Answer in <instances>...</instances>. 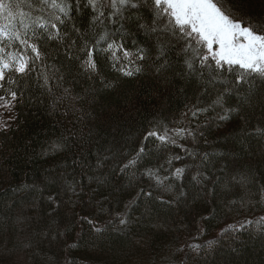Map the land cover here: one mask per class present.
I'll use <instances>...</instances> for the list:
<instances>
[{
  "label": "trees",
  "instance_id": "16d2710c",
  "mask_svg": "<svg viewBox=\"0 0 264 264\" xmlns=\"http://www.w3.org/2000/svg\"><path fill=\"white\" fill-rule=\"evenodd\" d=\"M224 2L264 28V0ZM63 5L30 0L14 10L29 27L9 28L41 55L4 82L18 98L0 109V264H264V80L198 67L151 0Z\"/></svg>",
  "mask_w": 264,
  "mask_h": 264
},
{
  "label": "snow or ice",
  "instance_id": "6c2138e0",
  "mask_svg": "<svg viewBox=\"0 0 264 264\" xmlns=\"http://www.w3.org/2000/svg\"><path fill=\"white\" fill-rule=\"evenodd\" d=\"M40 3L48 4L52 8L58 9L65 16L67 15V6L63 5V0L57 3V0H39ZM93 0H89L92 3ZM30 0H0V18L8 21L6 24H0V44L6 41L15 40L21 46L31 50L34 55H25L24 53H9L5 58L3 53L5 47H0V89L5 91V95L0 96V109L11 111L17 100V94L14 91L4 89V82L15 83L8 76V73H16L21 76L31 71L32 61L40 58L39 48L36 44L30 43L28 39H22L20 31H9V28L20 17V26L27 29L29 25L25 24L24 17L28 16L26 12L15 13V9L23 4H29ZM119 3L128 5L131 0H112V6ZM155 10V16L158 20L164 22L162 32L185 42V53L193 55L198 67L209 70L215 69L217 72L227 71L237 75V84L246 83L250 79L264 80V28L246 24L239 20L227 8L224 0H151ZM135 7V4H131ZM101 15H103L101 13ZM55 20L63 23L60 16H55ZM39 29H47L46 23H37ZM51 28L56 29L55 35L49 38L56 39L59 29L56 23L51 24ZM155 30V29H154ZM120 48L115 44H109L105 51L111 52L115 58L116 51ZM132 54L124 51V58H129ZM85 69L95 71L96 64L91 51L87 53ZM143 59V56H138ZM190 70L194 69L192 60L186 61ZM139 71V69H136ZM126 76L133 75L132 71H124ZM47 82V81H46ZM222 116L221 119H227ZM5 122H0V124ZM2 130V129H0ZM182 132H177L181 136ZM148 136L157 137L162 143L171 142L167 133L159 135L156 132H150ZM143 153V148L140 149ZM139 155V154H138ZM135 160L131 163L135 164ZM128 167V165H125ZM184 169L175 170V177L179 179L183 175ZM149 176L154 174L149 172ZM158 183L162 181L157 180ZM150 195V193H149ZM124 221H122L123 223ZM100 231V229H97ZM194 248L198 246H193Z\"/></svg>",
  "mask_w": 264,
  "mask_h": 264
},
{
  "label": "rangeland",
  "instance_id": "374dc122",
  "mask_svg": "<svg viewBox=\"0 0 264 264\" xmlns=\"http://www.w3.org/2000/svg\"><path fill=\"white\" fill-rule=\"evenodd\" d=\"M0 96H1V95H0ZM2 110H3V111H5V112H7V113H6V115H7V116H9V115H10V113H9V111H8V110H6V109H2Z\"/></svg>",
  "mask_w": 264,
  "mask_h": 264
}]
</instances>
